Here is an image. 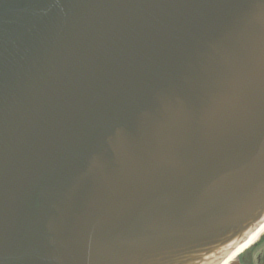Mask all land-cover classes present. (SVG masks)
Wrapping results in <instances>:
<instances>
[{
	"label": "water",
	"instance_id": "1",
	"mask_svg": "<svg viewBox=\"0 0 264 264\" xmlns=\"http://www.w3.org/2000/svg\"><path fill=\"white\" fill-rule=\"evenodd\" d=\"M263 224L264 0H0V264H222Z\"/></svg>",
	"mask_w": 264,
	"mask_h": 264
},
{
	"label": "flooded vegetation",
	"instance_id": "2",
	"mask_svg": "<svg viewBox=\"0 0 264 264\" xmlns=\"http://www.w3.org/2000/svg\"><path fill=\"white\" fill-rule=\"evenodd\" d=\"M238 264H264V233L237 257Z\"/></svg>",
	"mask_w": 264,
	"mask_h": 264
},
{
	"label": "bare ground",
	"instance_id": "3",
	"mask_svg": "<svg viewBox=\"0 0 264 264\" xmlns=\"http://www.w3.org/2000/svg\"><path fill=\"white\" fill-rule=\"evenodd\" d=\"M264 232V225L261 227V229L254 235L252 236L238 251H236L224 264L230 263L235 257H237L239 254L242 252L246 251L248 247L257 241L259 239V236Z\"/></svg>",
	"mask_w": 264,
	"mask_h": 264
}]
</instances>
